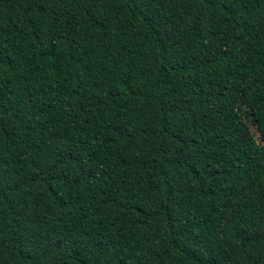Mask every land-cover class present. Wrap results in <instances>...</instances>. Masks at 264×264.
<instances>
[{
	"label": "trees",
	"instance_id": "obj_1",
	"mask_svg": "<svg viewBox=\"0 0 264 264\" xmlns=\"http://www.w3.org/2000/svg\"><path fill=\"white\" fill-rule=\"evenodd\" d=\"M264 0H0V264H264Z\"/></svg>",
	"mask_w": 264,
	"mask_h": 264
},
{
	"label": "rangeland",
	"instance_id": "obj_2",
	"mask_svg": "<svg viewBox=\"0 0 264 264\" xmlns=\"http://www.w3.org/2000/svg\"><path fill=\"white\" fill-rule=\"evenodd\" d=\"M226 111L232 121L247 135V154L252 155L257 146L262 145L264 141L249 107L238 95L228 92L226 95Z\"/></svg>",
	"mask_w": 264,
	"mask_h": 264
}]
</instances>
